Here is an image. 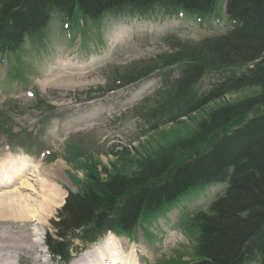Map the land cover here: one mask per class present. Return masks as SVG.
<instances>
[{"label": "rangeland", "instance_id": "obj_1", "mask_svg": "<svg viewBox=\"0 0 264 264\" xmlns=\"http://www.w3.org/2000/svg\"><path fill=\"white\" fill-rule=\"evenodd\" d=\"M225 1L218 0L212 14L200 17L158 7L142 15L122 10L95 19L83 16L78 9L71 14L52 9L40 32L26 37L16 54L0 57V154L25 155L44 170L58 162L62 171L53 181L65 191L66 198L68 192L76 193L86 184L84 167L88 163L99 173L114 165L121 174H130L132 159L191 136L204 117L203 111L190 120L171 124H155L152 118L181 69L163 67L162 62L181 46H193L232 30ZM65 58L78 70L72 73L82 78H73L68 86L41 85L53 77L59 61ZM154 66L160 68L134 84L117 87L120 78ZM245 69L244 65H234L206 72L192 91L205 93L225 77ZM258 91L246 88L209 107L237 102ZM225 189V184H212L189 191L171 206L141 217L130 235L102 233L90 243L76 240V236L67 264L103 246L111 235L128 247H142L143 264H190L196 233L186 224L195 213L206 211ZM59 209L41 229L32 226V241L40 242L44 255L41 263L50 259L52 264H65L52 259L44 243L45 237L54 233L50 223ZM24 263L33 261L26 257Z\"/></svg>", "mask_w": 264, "mask_h": 264}, {"label": "trees", "instance_id": "obj_2", "mask_svg": "<svg viewBox=\"0 0 264 264\" xmlns=\"http://www.w3.org/2000/svg\"><path fill=\"white\" fill-rule=\"evenodd\" d=\"M217 1L0 0V57L16 54L26 37L40 32L52 9L65 14L78 9L95 19L122 10L142 15L158 7L200 17L212 14ZM225 12L232 30L181 46L162 62L163 67L181 69L152 118L155 124H171L203 111L194 133L132 159L130 174H121L114 165L99 173L88 163L86 184L76 193H67L50 223L54 233L45 237V246L52 259L68 263L76 236L90 243L102 233L130 235L141 217L171 206L189 191L225 184L223 195L186 224L196 233L190 264H264V0H226ZM234 65L246 69L205 93H193L192 87L206 72ZM158 68L135 70L127 79L120 78L117 87L134 84ZM246 88L259 91L237 102L209 107Z\"/></svg>", "mask_w": 264, "mask_h": 264}, {"label": "bare ground", "instance_id": "obj_3", "mask_svg": "<svg viewBox=\"0 0 264 264\" xmlns=\"http://www.w3.org/2000/svg\"><path fill=\"white\" fill-rule=\"evenodd\" d=\"M68 60L59 61L60 68L41 85L68 86L73 78H82L81 74L72 73L78 70ZM33 164L25 155L0 154V264H25L26 257L33 264H52L50 259L41 263L44 255L39 249L40 242L32 241L35 236L32 226L41 229L55 209L61 207L65 191L53 179L62 167L57 162L44 170ZM122 242L111 235L103 246L88 250L72 264H143L142 247H128Z\"/></svg>", "mask_w": 264, "mask_h": 264}, {"label": "water", "instance_id": "obj_4", "mask_svg": "<svg viewBox=\"0 0 264 264\" xmlns=\"http://www.w3.org/2000/svg\"><path fill=\"white\" fill-rule=\"evenodd\" d=\"M64 202H65V201H63V203H62V205H61V206H63Z\"/></svg>", "mask_w": 264, "mask_h": 264}]
</instances>
